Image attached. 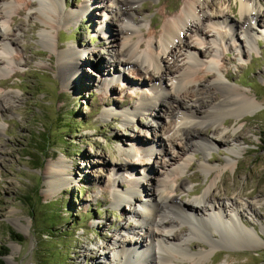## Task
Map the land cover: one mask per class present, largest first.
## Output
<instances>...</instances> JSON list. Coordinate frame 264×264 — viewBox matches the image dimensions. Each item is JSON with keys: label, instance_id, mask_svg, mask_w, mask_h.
<instances>
[{"label": "rangeland", "instance_id": "1", "mask_svg": "<svg viewBox=\"0 0 264 264\" xmlns=\"http://www.w3.org/2000/svg\"><path fill=\"white\" fill-rule=\"evenodd\" d=\"M35 1L0 0V26L3 17L9 21L3 11L6 2H12L10 16L16 21L4 31V40L15 42L8 55L12 61L6 74L0 76V253H7L5 264H92L91 257L100 258L102 264H119L108 246L121 236L140 240V234L126 230L124 224L135 221L134 206L115 208L114 189L127 191L136 184L139 188L134 197L139 200H135V206L147 202L146 191L157 195L161 182L168 175L172 177L170 173L187 159L189 166L181 179L192 191L188 195L177 193V204H193V199L215 180L216 194H223L226 186L232 199L240 195L243 201H260L257 218L249 212L242 215L247 226L255 228L264 241V0L254 13L261 25L253 30L251 43L242 42L237 32L239 42L229 46L220 34L211 52L214 33L206 29L204 44L200 50L195 47L194 53H200V70H205L211 59L216 60L219 77L259 104L257 110L244 114L241 122H235L232 116L224 118L228 124L221 129L228 134L243 131L245 140L228 137L224 145L211 147L206 153L200 149L192 152L194 136L185 138L176 125L181 116L179 105L170 109L157 105L130 123L124 119V113L132 114L136 104L153 97L154 85L169 90L160 98L164 104L170 101V95H181V91L170 89L173 72L182 63L180 55L173 60L166 55L162 58L161 66L172 69L166 75L163 72V77L139 68L138 62L119 65L111 61L114 51L122 50L124 38V17L110 14L116 3L142 25L140 36L147 40L150 25L157 24L160 32L161 14L167 20L175 17L188 0H141L131 10L125 0H61L59 12L78 18L50 30L52 48L39 36L45 27L33 16L36 7L17 14ZM198 1L203 5L211 0ZM85 3L84 13H78ZM221 8L227 9L225 15L231 21H241L239 0H216L210 12L221 14ZM223 27L216 26L225 31ZM152 40L156 46L158 37ZM70 47L82 54V61L76 75L67 78L61 73L57 55ZM210 83L186 89V102L199 115L206 111L202 99L212 103L219 95L209 89ZM205 130L201 131L209 134V128ZM231 150L237 153L231 154ZM58 162L67 170L65 181L61 179L59 186L50 190L46 176L51 170L59 172L49 169ZM203 162L219 167L220 175H206L199 167ZM258 191L263 193L259 195ZM182 226L187 227L186 222ZM11 232L22 240L11 237ZM192 245L193 252L206 248L198 239ZM204 264H264V244L220 246Z\"/></svg>", "mask_w": 264, "mask_h": 264}, {"label": "bare ground", "instance_id": "2", "mask_svg": "<svg viewBox=\"0 0 264 264\" xmlns=\"http://www.w3.org/2000/svg\"><path fill=\"white\" fill-rule=\"evenodd\" d=\"M140 1L125 0L124 4H127L128 9L130 7L129 10H131ZM204 4H200L198 0H188L175 17L167 20L166 15L161 14L163 24L160 32H158L157 24L150 25V31L146 33L147 40L140 36L142 25L135 23L134 18L120 7L121 4L116 3L115 10H111L110 14L114 16V13L115 15L120 13L124 17L122 50L114 51L112 63L118 62L119 65H128L138 62L139 68H143L153 76L160 73L161 77H163L164 73L166 75L167 72H172L170 67L161 66L162 58L165 55L172 57V60L180 55L182 62L181 66L173 72L174 76L172 78H175L172 79V87L170 88L171 90L181 91V95L178 97L170 95V101L164 104L160 101V98L168 95L169 90L166 91L165 87L161 88L154 85L153 97L150 100H148L149 97H146L139 104H136L132 109V114L124 113L125 121L130 123L141 112L151 111L157 105H165L168 109L172 108L174 104L179 105L181 106V116L178 117L176 125L181 128L182 135L185 138L194 136L196 144L191 145L190 149L192 152L200 149L206 153L211 147L224 145L226 142L224 139L228 137L245 140L243 131L236 132L232 130V134H228L221 129L228 124L224 118L232 116L235 122H241L244 119L242 116L257 110L259 104L255 99H252L238 88L229 86L223 81V78L219 77L220 72L215 67L216 60L211 59L207 63L208 67L205 70H200V53H198L199 55L194 53L195 47L200 50V47L204 44L206 36H203V31L206 29L210 30L209 33L211 31L214 33L210 40L214 47L209 46L211 52L217 47L216 36L220 34H222L221 37L225 38L229 46L230 43L235 44L237 40L239 42L238 33L239 36L243 37L242 42L251 43L254 35L252 33L253 30H255L256 26L261 25L254 13L261 9L262 4L260 0H258V3L253 4L250 3V0H239V17L241 21L238 23L231 21L229 16L225 15L227 9L221 8V14L210 12L215 7L216 0H211ZM257 4L259 5L258 7H256ZM32 7H36L33 16L40 20L45 27L39 36L44 41H48L50 47L52 45L50 30L56 29L57 24L65 25L76 21L78 18L76 15L59 12L62 9L61 0H36L34 3L29 2L25 8L19 9L17 14L21 15L27 8ZM86 8L85 3L81 12L79 11L78 13H84ZM206 9L208 12H206ZM12 10H14L12 2H6L3 11L4 16H7L9 21H5L7 19L5 17H3V20L1 19L0 62L3 65L0 67V76L6 74V69L12 61L8 55L15 41L4 40L6 36L4 31L11 28L12 23L16 22L10 16ZM111 20L113 19L111 18ZM218 24L224 25L225 31H220L216 28ZM103 34L106 35L105 33ZM155 37L159 39L156 46L153 45L152 40ZM54 50L57 51V45ZM206 53L208 54L207 50L204 51V54ZM81 55L80 52H77L72 47L58 53L57 60L63 76L69 78L74 74L76 75L78 64L82 61ZM223 77L226 78V75ZM157 78L160 79V77ZM208 81H211L209 89L218 91L219 95L214 98L212 103H208L204 99H202L203 102L200 100L201 106L205 107L206 111L205 113L203 112V115H199L197 109H194L186 102L189 99V92L186 89L199 86ZM201 128H205V131L209 128L211 136L209 137V134L203 133ZM229 152L231 154L237 153L233 150ZM143 153L144 155L145 153L147 154L146 151H143ZM188 162L189 159L178 167L176 169L177 173H170L172 177L170 175L166 176L161 182L162 187L157 195L149 193L150 190L146 191L147 202H139L135 206V200H139L134 197L139 188L136 184L127 191L121 192L119 189H114L112 205L115 208L123 204L134 206L133 218H135V221L133 224H128L129 221L126 222L124 224L126 230L134 232L137 230L140 234V240H130L121 236L119 241H114L108 246L107 250L110 251L108 252L111 253L115 263L204 264L212 252L220 246L233 247L236 243H247L253 247H258L261 243L264 244L263 239L258 235L255 228H249L243 221L242 215V212H249L257 218L256 207H261L262 205L259 200L255 199L252 202L243 201L240 199V195H238L240 198L232 199L230 190L226 186L223 194H216L217 188L214 180L207 185L200 196L193 199V204L183 202L177 204V193L188 195L192 191L187 181L181 179L184 170L189 166ZM227 166L232 167L229 164ZM199 167L208 176L213 172L217 176L221 173L219 167H211L208 162H203ZM49 169H57L59 171L51 170L46 176L51 190L54 185L59 186L61 179L65 181L63 177L66 176L67 170L60 162L50 165ZM262 193L258 191L259 195ZM242 195H244V190ZM248 197L250 198V196ZM183 221L186 222L187 227L182 226ZM176 228L179 229V232L175 231ZM194 239H198L206 248L203 251L193 252L192 242ZM90 260H92V264H102L100 258L91 257Z\"/></svg>", "mask_w": 264, "mask_h": 264}, {"label": "trees", "instance_id": "3", "mask_svg": "<svg viewBox=\"0 0 264 264\" xmlns=\"http://www.w3.org/2000/svg\"><path fill=\"white\" fill-rule=\"evenodd\" d=\"M263 135H264V132H263ZM263 144H264V140H263ZM264 146V145H263ZM43 151V150H42ZM11 237H13L14 239L16 240H19L21 241L22 240V236L18 235V234H15L13 232L10 233ZM7 255V253H0V264H5V261H4V257Z\"/></svg>", "mask_w": 264, "mask_h": 264}]
</instances>
